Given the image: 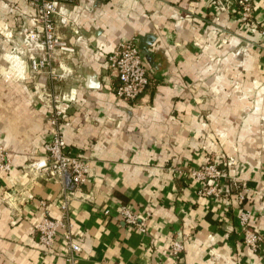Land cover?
Listing matches in <instances>:
<instances>
[{
    "label": "crops",
    "instance_id": "0c3cea01",
    "mask_svg": "<svg viewBox=\"0 0 264 264\" xmlns=\"http://www.w3.org/2000/svg\"><path fill=\"white\" fill-rule=\"evenodd\" d=\"M236 1L62 4L73 24L59 32L75 52L64 55L61 89L73 86L77 97L60 126L66 148L89 158L88 179L70 202L79 264H264V244L245 246L237 218L248 209L250 226L264 231V0H250V19ZM28 11L24 0H0L12 27ZM129 37L149 82L125 101L106 56ZM7 62L0 51V65ZM26 76L0 79V146L12 164L0 174V264H69L62 239L45 248L34 230L44 213L60 215L63 193L58 181L28 167L51 135L42 99L52 88L43 75ZM207 159L236 185L199 195L186 171ZM120 204L136 211L144 232L116 216ZM175 239L185 247L178 254Z\"/></svg>",
    "mask_w": 264,
    "mask_h": 264
},
{
    "label": "built area",
    "instance_id": "2783aa9c",
    "mask_svg": "<svg viewBox=\"0 0 264 264\" xmlns=\"http://www.w3.org/2000/svg\"><path fill=\"white\" fill-rule=\"evenodd\" d=\"M29 7L24 17V24L17 28H9L6 24L0 29L6 39L12 42V49L5 54L10 66L1 68L2 75L7 79H26L25 68L31 76H44L49 80L51 90L44 94L43 104L49 107L48 121L51 126L50 138L44 143V155L28 165L31 170L45 174L61 184L62 198L58 202L60 215L53 218L43 214L34 226L38 241L45 248L53 245L59 237L62 239L69 264H79L81 245L74 236L71 221L70 202L76 193L82 190L88 179L89 158L79 152L67 149L60 123L66 116L71 103L76 100V89L71 86L62 90L68 76L64 65V55L75 52V47L64 39L59 28L71 26L73 21L61 6L75 0H24ZM242 15L251 18L252 5L250 0H237ZM107 65L117 78L114 88L118 98L131 101L137 98L149 82V71L144 57L134 37L120 40L106 56ZM8 153L0 147V174L8 172L11 161ZM234 164V160L229 161ZM188 177L200 183L198 194L202 196L220 195L221 187L227 190L236 185L237 178L230 175L225 168H220L214 159L190 167L186 171ZM243 196H239L241 202ZM41 202V206H43ZM109 215L108 208L103 210ZM116 216L120 217L132 229L145 231V226L138 220L135 210L126 204L116 208ZM261 214L264 220V196L261 199ZM237 218L241 227L242 241L245 246L256 251L264 244V231L260 227L250 226L251 212L239 208ZM181 240L171 242L173 254L184 250Z\"/></svg>",
    "mask_w": 264,
    "mask_h": 264
},
{
    "label": "rangeland",
    "instance_id": "374dc122",
    "mask_svg": "<svg viewBox=\"0 0 264 264\" xmlns=\"http://www.w3.org/2000/svg\"><path fill=\"white\" fill-rule=\"evenodd\" d=\"M23 15L25 16L26 14L25 13H23ZM20 16L18 15V16H16L15 17V21H18V18H19ZM5 24L9 27V28H17L16 26H10L9 25V23H8V19H6L5 18V16H0V29H3V27L5 26ZM231 36V34H230V32L229 31H227L225 34H224V38L225 39H228L229 37ZM10 45H11V48H10ZM12 42L10 41V40H8V39H6L2 34H0V51H1V57L2 56H5V54L6 53H9L10 51H11V49H12ZM4 46H8L9 48L8 49H5V50H3V49H1V48H3ZM4 59H5V57H4ZM6 60V59H5ZM7 61V60H6ZM2 67H4L5 69H7L8 67H9V62H7V64H5V65H0V79H2V80H5V81H8V80H10V79H7V78H5L3 75H2V73H1V68ZM25 73L27 74L28 73V68H27V66H26V68H25ZM35 77H37V76H35ZM18 80H24V79H18ZM0 147H2V146H0ZM3 149H4V147H2ZM5 151H7L6 149H4Z\"/></svg>",
    "mask_w": 264,
    "mask_h": 264
}]
</instances>
